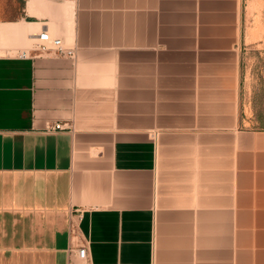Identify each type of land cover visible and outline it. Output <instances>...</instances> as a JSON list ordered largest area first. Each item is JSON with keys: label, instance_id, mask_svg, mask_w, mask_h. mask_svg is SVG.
I'll return each mask as SVG.
<instances>
[{"label": "crops", "instance_id": "0c3cea01", "mask_svg": "<svg viewBox=\"0 0 264 264\" xmlns=\"http://www.w3.org/2000/svg\"><path fill=\"white\" fill-rule=\"evenodd\" d=\"M244 3L0 0V264H264Z\"/></svg>", "mask_w": 264, "mask_h": 264}, {"label": "rangeland", "instance_id": "374dc122", "mask_svg": "<svg viewBox=\"0 0 264 264\" xmlns=\"http://www.w3.org/2000/svg\"><path fill=\"white\" fill-rule=\"evenodd\" d=\"M243 118L264 128V0H245L241 50Z\"/></svg>", "mask_w": 264, "mask_h": 264}, {"label": "built area", "instance_id": "2783aa9c", "mask_svg": "<svg viewBox=\"0 0 264 264\" xmlns=\"http://www.w3.org/2000/svg\"><path fill=\"white\" fill-rule=\"evenodd\" d=\"M32 49L39 55H53L56 57L72 58L75 51L72 48L64 46L60 38L53 37L47 32H41L33 38ZM24 56V55H22ZM62 127L60 125H53L49 127L50 130L58 131ZM69 261L67 264H77L78 262L87 261V250L85 245L70 246L68 248Z\"/></svg>", "mask_w": 264, "mask_h": 264}]
</instances>
